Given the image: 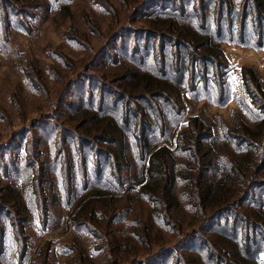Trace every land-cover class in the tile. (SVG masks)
<instances>
[{"label": "rangeland", "instance_id": "rangeland-1", "mask_svg": "<svg viewBox=\"0 0 264 264\" xmlns=\"http://www.w3.org/2000/svg\"><path fill=\"white\" fill-rule=\"evenodd\" d=\"M177 1L0 0V264H232L228 240L225 249L213 246L222 243L218 232L244 251L261 249L263 227L240 215L264 208V168L255 170L264 135L256 141L250 179L238 182L243 188L252 183L250 196L208 222L192 194L195 185L180 179L177 204L170 207L163 196L141 190L148 178L138 147L132 162L120 158L117 174L111 147L118 144L93 137L110 120L101 116L113 115L136 143L141 113L157 123L166 109L173 121L166 140L180 145L177 171L195 181L222 173L235 160L236 143L247 147L238 127L256 123L246 111L249 101L258 112L264 102L245 68L257 71L264 88V47L223 43L226 103H212L206 94L216 91L202 89L184 93L182 103L173 94L129 100L124 93L125 73L141 58L155 63V53L159 67L174 66L172 37L162 32L157 38L149 22L175 2L188 3ZM195 116L211 126L202 137L212 134L217 147L224 136L229 141L213 167L202 162L199 146L181 149L177 133ZM149 130L150 139H162L159 125Z\"/></svg>", "mask_w": 264, "mask_h": 264}, {"label": "trees", "instance_id": "trees-1", "mask_svg": "<svg viewBox=\"0 0 264 264\" xmlns=\"http://www.w3.org/2000/svg\"><path fill=\"white\" fill-rule=\"evenodd\" d=\"M177 2L174 3L175 7L171 9L172 11L165 9L163 10L164 14L154 17L149 22L152 26L150 29H153L152 34L157 38L162 32L166 33L163 35L165 38L167 36L172 37L174 46L177 48L174 54V66L169 68L159 67L155 64L157 62L155 53H153L155 63L147 58H141L142 60L138 64L132 63L133 68L130 67L128 72L125 73L126 79L130 77V81L129 85H126L128 91H124V93L129 100L140 96L171 98V94H173L178 102L182 103L184 93L187 91H190V93L202 92L200 91L202 89L205 92L216 91V93L209 95L204 92L212 103H226L228 98L224 77L228 63H226L222 45L223 43H238L240 45L253 44L258 48L264 47V0H188V3L182 2L179 6ZM165 46L160 45L159 49H166ZM185 46L191 49H186L188 53L185 61H182L183 54H181V50ZM245 69L248 70L246 71V77L252 81L251 85H257L260 98L264 102V88H261L262 83L257 71L252 67ZM245 92L248 96H251L250 87ZM255 108L257 109L256 105L253 102L251 104L249 101L246 111L249 113L250 118L256 122L254 127L246 122L241 123L242 125L238 127L239 129L242 128L241 131L244 134H241V137L245 138L244 142L245 144L248 143L247 147L242 143H236L239 156L236 157L237 154L233 153L235 160L231 164H225L222 167L225 168L223 172L219 175L215 173L209 180L202 178L195 181L190 174L179 175L176 160L180 145L176 143L173 147V140H166L169 125L173 122L169 120V111H166V109L158 112L159 122L157 123H155V119L149 121L151 118L149 112L141 113L139 119L142 127L139 132L142 136L137 139L135 133L132 134L136 138V143L131 140L130 133L129 135L126 133V126L124 127L113 115L101 116V118H107L111 121L108 120L106 125L100 124L98 127L100 131L95 130L93 137L99 136L103 141L109 142L110 145L112 142L118 144V148L111 147L113 151L111 156L117 161L115 162L117 166L115 172L117 174L121 170L120 158H126L132 162L134 157L139 156V159L144 161L141 165V172H143V175L146 173L148 178L142 184L141 190L143 189L149 195L153 193L154 195L163 196L165 204L169 202L170 207L177 204L176 187L180 179L184 178L192 184L191 186L195 185L192 194L195 198H198L204 220L208 222L214 218L211 217L214 213L218 214L228 207L232 208L233 205L243 203L251 194L249 186L252 183H248L247 188H243V186L239 187L238 182L246 183L250 179V172H252V166H254L252 165L255 160L254 155L258 149L256 141L264 135V109L258 112ZM191 121L193 122L184 124L182 131L177 133V136L181 135V140L184 143L181 149L190 148L193 145L195 147L199 146L197 148L202 154L200 159L203 163L207 162V167H213L215 162L221 158V153L229 144V141L224 136L225 142L222 146L217 147L218 142L214 137L212 138V134H209L205 137L210 136L213 141L204 142L201 138L205 137H202V135L206 131H211V126L199 116L193 117ZM153 124L160 126L162 139L153 140L148 136V132H151L149 128ZM189 127H192V130ZM104 132L109 134L110 138L104 136ZM237 137L241 138L240 136ZM137 147L142 157L133 154L132 150ZM125 153H128V155H125ZM258 166H255V170L256 168H259V170L264 168V152L261 153ZM219 169L220 167L216 169L217 172ZM232 175L235 176L233 179L230 177ZM252 209L256 214L248 213L240 216L248 222L262 226L263 228L260 230L262 233L260 234H264V208ZM216 234L221 237L222 243L219 244L220 248L213 243L214 247L225 249V240H228L226 241L227 245L232 246V256L229 258L232 264H264V261L260 259V254L264 251L263 243H261V249H257L256 252L246 248V251H244L242 247L239 249L238 243L234 239L221 232ZM245 246L250 247L248 244ZM214 247L211 248L213 253L217 250Z\"/></svg>", "mask_w": 264, "mask_h": 264}]
</instances>
